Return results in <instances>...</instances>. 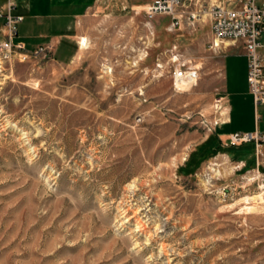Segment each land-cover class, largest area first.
Wrapping results in <instances>:
<instances>
[{
  "label": "rangeland",
  "instance_id": "obj_1",
  "mask_svg": "<svg viewBox=\"0 0 264 264\" xmlns=\"http://www.w3.org/2000/svg\"><path fill=\"white\" fill-rule=\"evenodd\" d=\"M98 5L72 63L0 61V264H264V176L210 137L223 62L229 128L253 121L240 48H208L206 18Z\"/></svg>",
  "mask_w": 264,
  "mask_h": 264
},
{
  "label": "built area",
  "instance_id": "obj_2",
  "mask_svg": "<svg viewBox=\"0 0 264 264\" xmlns=\"http://www.w3.org/2000/svg\"><path fill=\"white\" fill-rule=\"evenodd\" d=\"M15 7L13 0H4L0 8V61L28 54L21 43L13 41L17 26L23 20L15 13ZM143 14L146 24L156 16L169 17L172 29H178L182 21L187 26H193L206 18L209 26L207 47L212 50L231 45L242 47L248 93L254 106L264 104V45L258 42L264 34V0H151L144 6ZM47 50L48 47H38L30 54L46 55ZM197 77L194 66L181 63L173 68L172 84L176 88H182L181 82L191 86ZM245 142L253 144L257 162L255 171L264 176V132L239 131L227 136L228 144Z\"/></svg>",
  "mask_w": 264,
  "mask_h": 264
},
{
  "label": "crops",
  "instance_id": "obj_3",
  "mask_svg": "<svg viewBox=\"0 0 264 264\" xmlns=\"http://www.w3.org/2000/svg\"><path fill=\"white\" fill-rule=\"evenodd\" d=\"M16 7L15 13L21 15L23 20L18 24L14 42L21 43L26 52H33L38 47H48L46 56L60 64H70L76 58L81 50V39L79 36L80 23L94 20V16L98 11V3L100 0H13ZM128 3L133 7H144L151 0H119ZM4 0H0V8L3 7ZM84 40V39H82ZM258 42L264 45V34H262ZM239 54H243L242 47ZM227 48V47H224ZM226 51V50H225ZM245 76H246V60H245ZM246 84V80H245ZM247 87V85H246ZM228 83L224 77L223 62V99L224 113L222 120L214 127L211 138L221 140L233 132L256 130L264 132V111L258 112V106H254L251 96L249 95L248 106L253 110V121L246 129L242 127L229 128L233 122V118L239 121L241 110L239 103L235 102V107L231 106L229 95L236 92L228 91ZM235 114V115H233ZM234 116V117H233ZM227 152L232 153L233 160L237 163V167L255 165L253 155V144L251 142L239 144H227ZM229 153V154H230Z\"/></svg>",
  "mask_w": 264,
  "mask_h": 264
},
{
  "label": "bare ground",
  "instance_id": "obj_4",
  "mask_svg": "<svg viewBox=\"0 0 264 264\" xmlns=\"http://www.w3.org/2000/svg\"><path fill=\"white\" fill-rule=\"evenodd\" d=\"M83 43H84V40H83ZM83 43H82V45H83ZM177 84H178L179 86H181L179 83H177ZM181 84H183V85L181 86L182 88H184V87H186V86L188 87V83H187V82H181ZM189 87H190V86H189ZM261 188H262V186H261ZM263 194H264V193H263ZM253 197H258V196H253ZM253 197H251V198H248V197H247V198L244 199V200L252 199ZM258 199H259V198H258ZM247 208L249 209V208H251V207H247Z\"/></svg>",
  "mask_w": 264,
  "mask_h": 264
}]
</instances>
